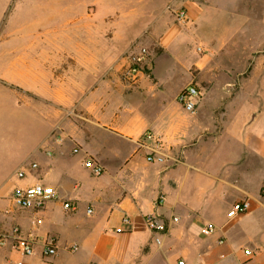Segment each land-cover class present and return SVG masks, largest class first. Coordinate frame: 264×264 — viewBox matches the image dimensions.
I'll use <instances>...</instances> for the list:
<instances>
[{"label": "crops", "instance_id": "1", "mask_svg": "<svg viewBox=\"0 0 264 264\" xmlns=\"http://www.w3.org/2000/svg\"><path fill=\"white\" fill-rule=\"evenodd\" d=\"M128 1L101 0L73 14V29L70 0L58 1L63 10L49 16L29 51L22 38L0 36V229L18 227L35 249L24 257L11 240L0 264H264V0H181L192 34L173 26L161 36L166 50L193 38L209 44L208 55L226 50L220 119L211 116L220 107L212 102L190 114L177 100L127 99L120 52L98 34L119 20L132 27ZM7 9L0 0V25ZM148 130L162 142L163 164L146 161ZM88 159L103 166L102 176L85 167ZM38 183L57 199L41 210L15 209L13 190ZM246 200L250 210L229 219L233 204ZM148 215L166 230H151ZM208 224L216 231L205 236ZM47 238L56 240V256L44 257Z\"/></svg>", "mask_w": 264, "mask_h": 264}, {"label": "rangeland", "instance_id": "2", "mask_svg": "<svg viewBox=\"0 0 264 264\" xmlns=\"http://www.w3.org/2000/svg\"><path fill=\"white\" fill-rule=\"evenodd\" d=\"M8 9L0 25V36H17L22 38V49L29 51L30 40L33 37L44 36L49 26V16L54 11H62L63 6L58 3L61 0H7ZM101 0H70L65 11L72 13V29L79 24L73 23V14L91 11L102 7ZM108 5L111 0H106ZM117 1V0H113ZM181 0H129L128 7L133 10L135 16L128 22L131 25L124 28L113 27L111 31L104 30L102 35L111 38L110 48L119 53V76L122 85L126 88L127 99L135 104L142 105L148 100L164 98L167 101H176L179 94L188 86L195 85L201 92L200 106L203 103L212 102L219 108L212 110L215 118H221L226 109V50L222 48L215 54L208 55L209 44L204 40L193 38L188 45L172 47L166 50L161 44V36L169 27H178L179 35L190 36L192 27L181 25L176 20V11L180 10L178 3ZM117 3V2H116ZM115 3V4H116ZM127 7L126 3H123ZM106 5V4H104ZM68 7V8H67ZM149 11V12H148ZM149 13V14H148ZM120 19V18H118ZM77 32V30H76ZM75 35V34H72ZM146 47L150 52L149 62L145 68V76L135 86H141L135 94L133 87L125 82L122 77L126 69L125 58L138 47ZM12 47H14L12 45ZM228 53V52H227ZM225 54V55H224ZM231 53H228L230 55ZM175 56L181 60L175 59ZM205 59L204 58H207ZM230 63V62H229ZM145 82V84H143ZM232 92L230 95H233ZM163 96V97H162ZM70 117L76 118L77 110L70 112Z\"/></svg>", "mask_w": 264, "mask_h": 264}, {"label": "built area", "instance_id": "3", "mask_svg": "<svg viewBox=\"0 0 264 264\" xmlns=\"http://www.w3.org/2000/svg\"><path fill=\"white\" fill-rule=\"evenodd\" d=\"M176 20L181 25H186L189 21V16L186 10L180 9L176 11ZM150 52L146 47L140 46L136 50L132 51L126 58L125 70L122 74L125 82L131 86L137 85L140 80L145 76V68L149 62ZM201 98V92L199 88L195 85H188L178 96L177 101L182 106L184 111L190 114H196L199 109ZM144 139L146 141L152 142L153 146L150 149V153L146 157V161L151 164H163L166 158L157 152L158 149L162 147V142L158 136L152 131H147L144 134ZM58 142H62V137L57 138ZM80 148L76 147L74 153H78ZM37 164H32L33 168H36ZM85 167L92 172L95 176H102L104 174V168L102 165L94 162L92 159H88L85 162ZM23 172L19 173V177H24ZM58 194L56 190L50 186L43 185L41 183L35 184L28 188L17 187L13 190L11 195V202L15 209L18 210H41L49 202L56 200ZM164 201V198L160 199L159 202ZM64 208L66 210H74L72 204L65 203ZM251 208V203L246 201H240L233 204L232 208L228 212L229 219H235L243 214L247 213ZM9 213V212H7ZM173 221H177L176 218ZM125 222H129L125 219ZM146 222L151 230L165 231L166 222L160 221L153 215L146 216ZM216 227L213 224H208L201 229V233L205 236L212 235L215 233ZM12 240V247L14 250L19 252L24 257H31L35 255V249L33 242L30 238H23L20 236V229L15 227L12 229V233L9 234L0 229V248H3L9 244ZM220 241V244H223ZM44 257H53L58 253V246L54 238H47L44 241ZM71 251H78L79 247L77 245L72 246ZM246 256H251L252 252L250 250L244 251ZM8 264H25L24 260L11 261ZM179 264H185L184 261H180Z\"/></svg>", "mask_w": 264, "mask_h": 264}]
</instances>
